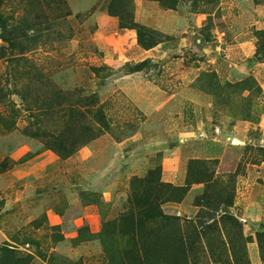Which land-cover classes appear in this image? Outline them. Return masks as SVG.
<instances>
[{
    "label": "rangeland",
    "instance_id": "1",
    "mask_svg": "<svg viewBox=\"0 0 264 264\" xmlns=\"http://www.w3.org/2000/svg\"><path fill=\"white\" fill-rule=\"evenodd\" d=\"M0 46V246L110 264L154 174L203 227L190 264H264V0H0Z\"/></svg>",
    "mask_w": 264,
    "mask_h": 264
},
{
    "label": "trees",
    "instance_id": "2",
    "mask_svg": "<svg viewBox=\"0 0 264 264\" xmlns=\"http://www.w3.org/2000/svg\"><path fill=\"white\" fill-rule=\"evenodd\" d=\"M121 26L136 29L142 45L152 47L158 42L157 33L142 25L135 22L126 24L121 19ZM2 56L3 48L0 46V58ZM138 182L142 183L143 189L135 188L131 211L105 224L104 236L111 240L105 246L109 263L190 264L189 256L201 243L203 227L186 225L179 216L168 215L162 210L164 196L166 199L169 197L160 176L151 174ZM207 196L208 192L202 198ZM223 215L232 223H238L227 210ZM0 250V264H31L30 256L18 258L4 246H0Z\"/></svg>",
    "mask_w": 264,
    "mask_h": 264
},
{
    "label": "crops",
    "instance_id": "3",
    "mask_svg": "<svg viewBox=\"0 0 264 264\" xmlns=\"http://www.w3.org/2000/svg\"><path fill=\"white\" fill-rule=\"evenodd\" d=\"M218 142H213L211 144H208L207 146L203 147L200 143L190 144L189 149H187V153L189 156L195 157H205L208 155H215L220 152V149H222L221 145L217 144ZM177 164V161H176Z\"/></svg>",
    "mask_w": 264,
    "mask_h": 264
}]
</instances>
